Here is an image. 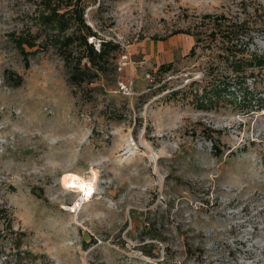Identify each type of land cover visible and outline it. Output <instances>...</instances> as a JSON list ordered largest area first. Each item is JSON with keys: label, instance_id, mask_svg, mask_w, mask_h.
Wrapping results in <instances>:
<instances>
[{"label": "rangeland", "instance_id": "1", "mask_svg": "<svg viewBox=\"0 0 264 264\" xmlns=\"http://www.w3.org/2000/svg\"><path fill=\"white\" fill-rule=\"evenodd\" d=\"M38 1L0 0V260L264 264V110L199 108L183 88L218 66L188 57L182 32L248 17L264 50V0H87V22L122 49L82 86L53 47L17 46L38 31ZM93 170L91 197L63 185Z\"/></svg>", "mask_w": 264, "mask_h": 264}, {"label": "trees", "instance_id": "2", "mask_svg": "<svg viewBox=\"0 0 264 264\" xmlns=\"http://www.w3.org/2000/svg\"><path fill=\"white\" fill-rule=\"evenodd\" d=\"M87 7V0H39L38 31L18 35L17 46L25 53L26 46L34 48L43 45L48 50L51 46L59 51L64 60L70 82L77 86L94 82L95 77L97 79L106 74L122 47L119 43L100 37L98 31L87 22ZM196 24L195 31H182L195 39L187 56L198 58L200 54H205L211 64L218 66V70L208 71L204 75V89L200 86L203 84L192 80L183 90L194 94L193 99L199 108L209 106L208 103L214 106L233 102L234 108L247 110L251 115L263 111L264 50L254 48L257 39L247 31L256 25H252L248 17L232 21L225 14H205ZM40 38L43 41L38 43ZM96 39L100 41L99 47L96 46ZM173 67V61L162 63L159 70L169 72ZM89 74L93 76L88 78Z\"/></svg>", "mask_w": 264, "mask_h": 264}, {"label": "bare ground", "instance_id": "3", "mask_svg": "<svg viewBox=\"0 0 264 264\" xmlns=\"http://www.w3.org/2000/svg\"><path fill=\"white\" fill-rule=\"evenodd\" d=\"M97 176L96 170L92 171V175L89 178L75 171H68L63 174L62 182L65 187L71 190L84 192V198H87L92 196L93 191H96Z\"/></svg>", "mask_w": 264, "mask_h": 264}, {"label": "built area", "instance_id": "4", "mask_svg": "<svg viewBox=\"0 0 264 264\" xmlns=\"http://www.w3.org/2000/svg\"><path fill=\"white\" fill-rule=\"evenodd\" d=\"M132 63L131 61V53L129 49L122 50V53L120 54V57L118 59L117 65L118 69L122 71L126 67L130 66ZM121 88L124 93L126 94H132L133 88H132V81L127 83H121ZM0 264H5L3 260H0Z\"/></svg>", "mask_w": 264, "mask_h": 264}, {"label": "crops", "instance_id": "5", "mask_svg": "<svg viewBox=\"0 0 264 264\" xmlns=\"http://www.w3.org/2000/svg\"><path fill=\"white\" fill-rule=\"evenodd\" d=\"M160 46V45H159ZM158 51H160V47L158 48ZM149 52H150V49H149Z\"/></svg>", "mask_w": 264, "mask_h": 264}]
</instances>
